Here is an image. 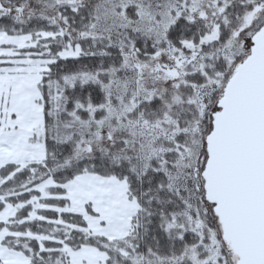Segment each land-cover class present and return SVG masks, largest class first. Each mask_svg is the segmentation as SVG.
<instances>
[{"label":"snow or ice","instance_id":"snow-or-ice-1","mask_svg":"<svg viewBox=\"0 0 264 264\" xmlns=\"http://www.w3.org/2000/svg\"><path fill=\"white\" fill-rule=\"evenodd\" d=\"M0 264H264V0H0Z\"/></svg>","mask_w":264,"mask_h":264}]
</instances>
